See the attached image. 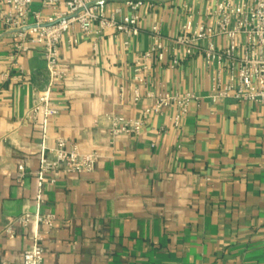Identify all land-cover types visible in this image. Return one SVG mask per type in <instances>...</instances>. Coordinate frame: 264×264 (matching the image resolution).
I'll use <instances>...</instances> for the list:
<instances>
[{"label":"crops","instance_id":"crops-1","mask_svg":"<svg viewBox=\"0 0 264 264\" xmlns=\"http://www.w3.org/2000/svg\"><path fill=\"white\" fill-rule=\"evenodd\" d=\"M143 1L137 36L76 32L80 42L71 46L64 35V109L37 122L26 115L33 93L49 85L46 62L36 50L24 55L26 84L17 82L20 72L9 68L13 38L0 24V254L12 264H22L35 225H16L14 239L3 230L26 212L57 217L43 242L44 264H264V105L209 100L211 79L201 57L176 69L154 62L155 88L194 92L201 102L192 103L180 128L169 110L149 116L139 136L111 143L105 115L136 117L150 105L134 106L132 65L149 48L152 27L173 36L185 4L202 11L213 0ZM117 8L133 12L124 0H109L108 11ZM58 137L101 154L95 171H59L54 185L41 184L42 147Z\"/></svg>","mask_w":264,"mask_h":264},{"label":"built area","instance_id":"built-area-1","mask_svg":"<svg viewBox=\"0 0 264 264\" xmlns=\"http://www.w3.org/2000/svg\"><path fill=\"white\" fill-rule=\"evenodd\" d=\"M108 2L0 0V24L13 38L9 68L20 72L15 80L26 84L25 67L20 59L34 50L42 54L49 73L47 89L33 93V103L26 115L28 120L37 122L41 114L48 119L64 109L59 100L69 78L67 68L61 63L64 35L69 34V44L76 46L80 42L76 32L88 38L104 35L108 30L128 36L140 34L139 10L144 1L124 0L125 7L133 11L129 15H123L122 8L110 13ZM184 12L175 35L165 36L153 26L149 32V48L136 55L132 65L133 103L139 108L147 100L150 105L140 108L136 117L105 115L111 143L123 135L139 136L149 116H160L169 110L173 126L180 128L192 103L201 102L202 97L194 92L169 91L163 84L155 88L149 79L154 62L160 67L176 69L187 60L201 57L211 79L209 100L219 103L233 99L264 105V0H213L202 11L185 4ZM4 77L9 78L10 74ZM123 92L121 87V95ZM101 159L98 152H83L76 141L58 137L54 146L42 147L38 175L41 184L54 185L55 173L91 174ZM261 166L264 167V161ZM19 170L24 174L23 165ZM56 220L54 213L41 212H26L8 219L3 234L9 239L16 237V225H35L33 242L25 251L22 264H44L43 242ZM0 264H12V261L0 254Z\"/></svg>","mask_w":264,"mask_h":264}]
</instances>
